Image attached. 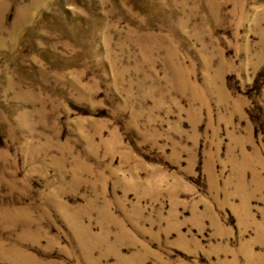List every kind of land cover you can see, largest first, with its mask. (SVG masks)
<instances>
[{
    "label": "rangeland",
    "instance_id": "rangeland-1",
    "mask_svg": "<svg viewBox=\"0 0 264 264\" xmlns=\"http://www.w3.org/2000/svg\"><path fill=\"white\" fill-rule=\"evenodd\" d=\"M0 264H264V0H0Z\"/></svg>",
    "mask_w": 264,
    "mask_h": 264
}]
</instances>
